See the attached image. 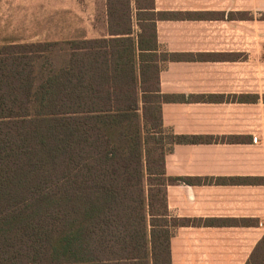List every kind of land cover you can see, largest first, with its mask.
<instances>
[{
    "label": "trees",
    "instance_id": "obj_1",
    "mask_svg": "<svg viewBox=\"0 0 264 264\" xmlns=\"http://www.w3.org/2000/svg\"><path fill=\"white\" fill-rule=\"evenodd\" d=\"M110 36L0 45V264H172L154 0H108ZM57 58V59H56ZM246 264H264V236Z\"/></svg>",
    "mask_w": 264,
    "mask_h": 264
},
{
    "label": "crops",
    "instance_id": "obj_2",
    "mask_svg": "<svg viewBox=\"0 0 264 264\" xmlns=\"http://www.w3.org/2000/svg\"><path fill=\"white\" fill-rule=\"evenodd\" d=\"M164 126L179 135L166 155L172 264H246L264 236V0H154ZM0 0V38L46 41L75 15L74 38L110 36L108 0ZM82 23L87 30L81 36ZM86 24V25H85ZM55 37V36H54ZM63 37V36H56Z\"/></svg>",
    "mask_w": 264,
    "mask_h": 264
},
{
    "label": "rangeland",
    "instance_id": "obj_3",
    "mask_svg": "<svg viewBox=\"0 0 264 264\" xmlns=\"http://www.w3.org/2000/svg\"><path fill=\"white\" fill-rule=\"evenodd\" d=\"M88 3L89 0H80V13L78 14L79 18H80V22L82 20H86V17L83 16L84 13L87 12L88 9ZM63 21L65 22L64 24H60V25H56V31H51V26H49V31L47 32V38L46 41H59L61 43V46H57L55 47L54 51L56 52V54H58L57 58L59 61V59L64 58L65 56H67L68 53V47L66 43H63L67 40H70V36H65L67 35V33H71V29L73 31V34H76V27L78 25V23H76L77 18L75 15H65L63 17ZM77 24V25H75ZM80 26H78L79 28L77 29V31H79V36H81L84 32H86L87 30L85 29V27L83 26L82 23L79 24ZM86 25V24H85ZM55 36V37H54ZM56 36H63V37H56ZM8 42L7 39L5 38H0V45L6 44ZM56 58V59H57Z\"/></svg>",
    "mask_w": 264,
    "mask_h": 264
}]
</instances>
